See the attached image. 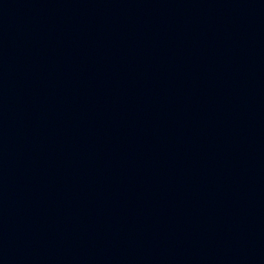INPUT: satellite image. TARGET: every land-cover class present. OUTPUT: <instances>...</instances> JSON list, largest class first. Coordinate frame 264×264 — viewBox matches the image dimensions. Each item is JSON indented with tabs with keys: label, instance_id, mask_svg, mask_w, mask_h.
I'll return each instance as SVG.
<instances>
[{
	"label": "water",
	"instance_id": "water-1",
	"mask_svg": "<svg viewBox=\"0 0 264 264\" xmlns=\"http://www.w3.org/2000/svg\"><path fill=\"white\" fill-rule=\"evenodd\" d=\"M0 264H264V0H0Z\"/></svg>",
	"mask_w": 264,
	"mask_h": 264
}]
</instances>
